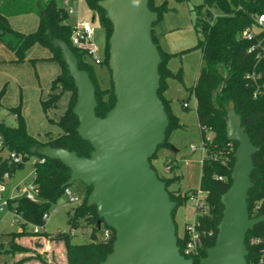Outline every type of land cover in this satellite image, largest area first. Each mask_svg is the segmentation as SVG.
Instances as JSON below:
<instances>
[{
	"label": "trees",
	"instance_id": "trees-1",
	"mask_svg": "<svg viewBox=\"0 0 264 264\" xmlns=\"http://www.w3.org/2000/svg\"><path fill=\"white\" fill-rule=\"evenodd\" d=\"M85 1L105 30L106 46L102 63L99 66L105 67L111 78L108 61L109 41L113 31L112 23L107 18L106 12L99 6L102 0ZM237 4V0H204L202 5L192 10L196 14L194 28L198 35L202 36L197 48L202 50L204 63L192 88L196 99L198 127L205 152L199 191L206 194L205 201L209 208L208 212L196 211V230L202 241L201 257H206L207 250L216 243L218 225L224 211L221 197L232 185L231 173L235 165L234 154L238 144L228 141L226 134V119L231 103L235 105V111L240 116L242 125L246 127L253 145L260 149L253 157L254 170L251 179L254 186L249 192L248 206L251 218L264 216V78L258 82L247 79V75L255 71L256 61L247 52L249 43L241 38L242 32L252 25L250 13L257 8L247 6L239 11L236 9ZM149 8L158 14V21L154 24L152 31L153 42L161 55L159 66L161 80L158 94L170 120L165 142L158 148V152L161 148L171 149L174 134L184 128L180 120L172 113L169 101L164 97L168 87V78L176 77L182 80L181 70L178 74H174L169 68L170 60L182 53L170 54L164 51L160 45L163 35H158L155 30L156 25L163 20L164 14L170 10L169 4L167 2L157 4L155 0H149ZM215 11L219 14L216 15ZM26 14H37L40 19L37 30L29 34L14 30L9 23V18ZM67 19L68 11L59 7L56 0H0V42L13 54L14 62L20 64L29 61L35 64L36 60H28V56L31 50L39 45L51 52V57L45 60L56 62L61 68V74L52 82L51 93L47 99L41 100V108L47 121L61 131L56 138L43 142L30 135L21 113V105L8 109L10 115L17 116L16 126H7L0 119V135L4 139L7 150L21 155L23 159L21 164L16 165L11 164L9 160L2 163L3 156L0 155V185L3 184L6 174L11 175L17 168L22 167L24 161L36 158L33 184L38 191L39 200L31 201L22 197L16 201L15 207L11 201H8L10 210L18 213L23 219V222L19 224L21 229L10 233V240L7 243H0V257L12 256L13 264H23L30 260L49 264L43 255L21 243L20 240L27 236L37 239L46 238L61 244L65 251V264H100L112 253L116 239L114 231L109 227L104 225L101 229L98 228L97 209L87 206L88 196L92 192V188L89 187H87V195L82 203L67 214L68 232L55 235L41 231L33 232L34 227L44 226V215L49 214L50 206L69 188L65 185L71 177L69 168L60 161L45 159L40 151L50 146L68 149L84 158H89L93 151L92 145L83 140L77 132L79 120L73 113L77 102V89L73 79L69 76L61 50L54 46L55 40L67 43L78 59L79 68L89 73L96 89V115L100 118L106 117L116 104L112 80L110 87L102 86L101 80L95 73V65L90 62L85 52L73 46L72 25L67 23ZM258 87L263 90L255 98L254 93ZM4 93L5 88L0 92V100ZM66 93H70L67 109L59 120L55 121L49 114L59 108V102ZM208 135L212 136L211 140L207 139ZM230 147L232 151L228 154ZM157 152L151 159L152 167L156 172L152 161L157 157ZM227 158L229 161L224 165L223 161ZM164 169L168 176H162L158 172L157 174L159 179L166 183L171 200L177 203L173 212L175 221L177 208L189 201L190 196L197 191L185 194L170 191V186L180 183L183 177L178 173L176 160L165 162ZM217 177H222L223 180L218 181ZM83 227L91 231L90 242L73 243L74 232ZM105 230L110 231V237L103 240ZM177 237L178 246L182 251L187 234L182 239L177 233ZM252 240L259 242L253 244ZM37 243L39 246L40 242ZM246 246L249 252L247 264H264V222L255 226L247 234ZM193 260L195 264H199V258Z\"/></svg>",
	"mask_w": 264,
	"mask_h": 264
},
{
	"label": "water",
	"instance_id": "water-1",
	"mask_svg": "<svg viewBox=\"0 0 264 264\" xmlns=\"http://www.w3.org/2000/svg\"><path fill=\"white\" fill-rule=\"evenodd\" d=\"M99 6L113 26L108 65L116 104L106 117L96 115V89L89 73L79 68L67 43L55 40L77 89L73 108L77 132L93 151L84 158L47 146L40 154L70 169L65 186L82 182L92 188L87 206L96 207L98 228L105 225L116 237L112 253L100 264H195L181 254L173 218L177 203L151 163L170 125L158 94L161 55L152 39L158 14L149 8V0H102ZM226 134L228 141L238 144L232 185L221 197L224 211L216 243L199 264H247L246 236L264 222V216L251 218L248 206L253 157L260 149L253 145L233 103L228 107ZM7 157L6 153L2 163Z\"/></svg>",
	"mask_w": 264,
	"mask_h": 264
},
{
	"label": "rangeland",
	"instance_id": "rangeland-1",
	"mask_svg": "<svg viewBox=\"0 0 264 264\" xmlns=\"http://www.w3.org/2000/svg\"><path fill=\"white\" fill-rule=\"evenodd\" d=\"M204 0H164L169 4L170 10L164 14L162 25L172 28L170 32L160 41L161 47L167 48V53H182L172 58L169 62V68L174 74L182 71V80L176 77L167 79L168 87L164 93V97L169 101L172 113L184 124V130L178 131L172 140L171 148L179 150L175 153L174 149L161 148L157 152V157L153 159V165L160 175L168 176L163 170L167 157L163 154L177 157L176 166L178 173L183 178L180 183L170 186L169 190L176 193L185 194L200 190V180L202 175V160L205 152L202 146V138L200 135L198 120L196 115V99L192 93L200 71L204 66L202 61V50L197 48L199 40L202 36L198 35L194 28L196 14L192 11L194 7L202 5ZM59 7H64L63 0H56ZM218 15L219 12L215 11ZM92 17L90 8L85 0H80L79 10L73 14H68L67 23L74 25L78 21H86ZM93 22V20L91 19ZM34 15L28 17H16L11 20L12 27L22 33L29 34L35 32L38 23ZM36 23V24H35ZM95 29V42L99 48L100 56L103 57L106 46L105 30L100 24L98 17L93 22ZM47 50L36 45L29 53L28 60H36L33 64L29 61L17 64L12 60L11 52L0 43V92L5 88V93L0 100V119L7 126L14 127L17 125L14 115L8 113V109L21 105L25 114L29 130L32 134L44 137L48 131H58L51 125L41 108L39 96L43 99L49 92L50 82L47 76L52 74L53 66L37 65L38 59L46 56ZM12 60V61H11ZM46 60H41L43 63ZM48 62V61H46ZM95 73L101 80L103 87H110L111 78L109 71L105 67L95 66ZM60 100V108H65L66 98L70 97V93H66ZM189 104V109H184V103ZM56 111V110H55ZM51 111L50 117L59 116V112ZM54 112L56 113L54 116ZM191 147H195L192 152ZM36 158H31L23 162L22 167L17 168L11 175L6 174L3 181L4 191L0 192V204L11 201L16 206V201L25 197V191L33 186L35 177ZM69 190L78 200L72 202L70 197L63 193L58 200L49 208V218L45 221L44 226L40 229L49 235L57 233H66L69 231L68 212L79 206L87 195V187L82 182H75L69 186ZM196 208L189 200L181 204L175 212V222L177 225V233L179 238H184L186 227L193 225L196 219ZM20 223L14 222L13 212L9 206H5L0 212V243H7L10 240L9 234L17 232L21 229ZM91 231L89 228L83 227L74 232L73 243L85 244L90 242ZM23 245L34 249L43 255L48 263L63 264L66 263L65 251L61 244L48 239H37L32 237H24L21 240ZM37 242L40 245L37 246ZM14 259L10 255L0 257V264H13ZM23 264H41L38 260H30Z\"/></svg>",
	"mask_w": 264,
	"mask_h": 264
},
{
	"label": "built area",
	"instance_id": "built-area-1",
	"mask_svg": "<svg viewBox=\"0 0 264 264\" xmlns=\"http://www.w3.org/2000/svg\"><path fill=\"white\" fill-rule=\"evenodd\" d=\"M75 0H64L65 9L68 11V14H73L76 12L75 8L72 6V2ZM238 4L236 9L237 10H244L247 6H253L257 8V10L252 11L250 13L252 19V25L250 28L245 29L242 34V40L249 43V47L247 52L252 55L256 61V69L252 74L247 75V79H252L254 82H258L264 78V0H237ZM260 9V10H259ZM262 9V10H261ZM71 41L73 46L78 49L79 51L85 52L88 56L90 62L95 66H99L102 63L103 57L100 56V51L98 46L95 43V29L94 24L91 20L86 21H78L76 24L72 25V35ZM263 88L258 87L254 93V97L256 98L262 92ZM185 108H188V104H184ZM16 118L17 116L14 115ZM208 140L212 139L211 135L207 136ZM192 150H195V147H192ZM232 151L230 147L229 152ZM8 154L7 160L11 164H21L23 159L21 155H18L15 152H10L7 150L4 139L0 135V155L4 156ZM229 159H225L223 164H227ZM168 171V168H166ZM218 181H222V177H217ZM4 191L3 184L0 185V192ZM25 197L31 201H38V191L33 184L29 189L25 191ZM65 194L70 197L72 202H77V198L72 195L69 188L65 190ZM206 194L198 191L197 193L190 196V201L196 208V211L208 212L209 208L205 201ZM8 206V202L0 204V212L4 210V207ZM14 215V222L21 223L23 222L22 217L12 211ZM50 214H45L43 217L44 222L48 220ZM42 227L36 226L33 228L34 233L40 232ZM187 239L186 243L181 251V254L187 259H194L201 257V250H202V241L200 234L196 230V223L193 225H189L186 227ZM110 237V231L105 230L103 235V240H106ZM258 240H252L253 244L258 243Z\"/></svg>",
	"mask_w": 264,
	"mask_h": 264
},
{
	"label": "crops",
	"instance_id": "crops-1",
	"mask_svg": "<svg viewBox=\"0 0 264 264\" xmlns=\"http://www.w3.org/2000/svg\"><path fill=\"white\" fill-rule=\"evenodd\" d=\"M155 2L157 3V4H162L163 2H164V0H155ZM63 3H64V0H63ZM79 3H80V0H75L74 2H72V6L75 8V10L77 9V10H79ZM63 8H65V6L63 7ZM92 13V12H91ZM31 15H34L35 16V19L37 20V22L36 23H38V26H39V22H40V19H39V16L37 15V14H26V15H21V16H15V17H11V18H9V23H10V26L12 27V25H11V20L13 19V18H16V17H28V16H31ZM93 17H94V15H93V13H92V17L89 19V20H93ZM35 23V24H36ZM13 28V27H12ZM38 28V27H37ZM14 29V28H13ZM172 28H168L167 26H165V24L164 25H162V23H159L158 25H156V27H155V30H156V33L158 34V35H163L162 36V38L166 35V33H168V32H170V31H172L171 30ZM15 30V29H14ZM37 30V29H36ZM162 38H161V40L160 41H162ZM1 43V42H0ZM96 43V42H95ZM2 44V43H1ZM3 45V44H2ZM40 48H41V46H39ZM43 48V47H42ZM45 50H47V53H46V56L44 57V58H42V59H38V61H39V63L37 64V65H39L40 67H41V65H43V66H46V65H49V66H53V71H52V74L48 77L47 76V81H51L50 82V90H49V92H48V94L46 95V98H44L43 99V96L42 95H40L39 96V101H40V103H41V100H45V99H47V97H48V95L51 93V85H52V82H53V80H55L60 74H61V68H60V66H59V64L58 63H56V62H50V61H48V62H43V63H41L40 61L41 60H44V59H48L49 57H51V52L48 50V49H46V48H44ZM164 51H166L167 52V48L166 47H163L162 48ZM12 54V53H11ZM14 59V56H13V54H12V60ZM11 60V61H12ZM34 60V59H33ZM35 60H37V59H35ZM65 95H67V94H65ZM68 100H69V97H67L66 98V105H65V108H63V109H61L60 108V103H59V108L56 110L57 112H59L60 114H59V116H57L56 115V117H54V119L53 120H55V121H57V120H59V118L63 115V113L65 112V110L67 109V105H68ZM186 103V102H185ZM184 103V104H185ZM184 104H183V108L184 109H189V104H188V108H185L184 107ZM12 108H15V107H12ZM9 109H11V108H9ZM55 111V112H56ZM54 112V116H55V113ZM21 113H22V116L24 117V119H25V121H26V124H27V130H28V133L30 134V135H32V136H35V137H37L40 141H43V142H46V141H48L50 138H56L60 133H61V131L56 127V126H53V127H55L58 131H56V132H53V131H48V132H46L45 133V135H44V137L43 138H41L40 136H38V135H35V134H32L31 132H30V130H29V127H28V123H27V120H26V117H25V114H24V112H23V110H21ZM182 125L184 126V124L182 123ZM182 130H184V128L183 129H181V130H179V131H182ZM177 133H179L178 131L174 134V136H173V138H172V140L174 141V138H175V136L177 135ZM172 150L174 149V151H175V153H179L180 151L179 150H175V148H171ZM170 149V150H171ZM191 150H192V147H191ZM195 150H196V148H195ZM195 150H192V152H195ZM163 156L164 157H167V162H170V161H172V160H176V161H178L177 160V157L176 156H173V155H169V154H167L166 152L163 154ZM204 158V157H203ZM203 161V160H202ZM163 170H164V172H165V169H164V166H163ZM43 239H45V238H43ZM23 244V243H22ZM63 264H65V263H63Z\"/></svg>",
	"mask_w": 264,
	"mask_h": 264
}]
</instances>
